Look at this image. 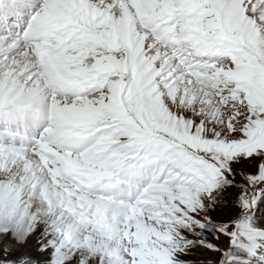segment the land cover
Segmentation results:
<instances>
[{"label":"snow or ice","instance_id":"6c2138e0","mask_svg":"<svg viewBox=\"0 0 264 264\" xmlns=\"http://www.w3.org/2000/svg\"><path fill=\"white\" fill-rule=\"evenodd\" d=\"M0 264H264V0H0Z\"/></svg>","mask_w":264,"mask_h":264}]
</instances>
